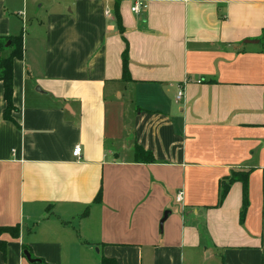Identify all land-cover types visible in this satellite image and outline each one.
<instances>
[{
    "label": "crops",
    "instance_id": "crops-1",
    "mask_svg": "<svg viewBox=\"0 0 264 264\" xmlns=\"http://www.w3.org/2000/svg\"><path fill=\"white\" fill-rule=\"evenodd\" d=\"M116 1L0 0L24 48L14 121L0 80V225L20 227L0 264H264V0H121L123 34ZM235 170L243 221L241 181L219 199Z\"/></svg>",
    "mask_w": 264,
    "mask_h": 264
},
{
    "label": "trees",
    "instance_id": "trees-1",
    "mask_svg": "<svg viewBox=\"0 0 264 264\" xmlns=\"http://www.w3.org/2000/svg\"><path fill=\"white\" fill-rule=\"evenodd\" d=\"M119 0L116 1L115 6V18L119 31L123 34L125 32V27L123 25L122 16L119 9ZM261 40L264 43V28L261 36ZM23 33L16 36H0V80L3 81L4 84V98L6 101V107L4 109V117L5 119H9L14 121L12 116L13 110L17 107L13 102V64L15 58L23 57ZM123 79L126 81L132 80L130 70H129V56H128V45L123 52ZM135 153L136 159L139 162H153L155 161V157L153 152L149 149H146L140 144L135 145ZM249 171H240L235 170L228 176L227 180H223L221 182V191H220V202H222L231 187V185L236 181H241L243 184V205L240 212L241 221L244 220L246 211L249 205L248 199V178ZM102 198V190L96 196V200L100 201ZM4 233H11L15 237H19L20 235V227L19 225H0V248L4 254V258L7 259L8 256V246L7 240L2 239L1 235ZM24 250L30 251V248L27 245L23 246ZM42 264H49L45 260H41ZM101 264H118L117 260L112 257L102 256Z\"/></svg>",
    "mask_w": 264,
    "mask_h": 264
},
{
    "label": "built area",
    "instance_id": "built-area-1",
    "mask_svg": "<svg viewBox=\"0 0 264 264\" xmlns=\"http://www.w3.org/2000/svg\"><path fill=\"white\" fill-rule=\"evenodd\" d=\"M121 1V0H119ZM147 8V3L145 0H133V4H132V11L135 13H141L143 9ZM106 14L110 15L111 11L109 8L106 9ZM202 80H199V82H201ZM184 95V89L183 87L180 88L178 94H177V99H181ZM81 152H82V146L81 145H77L75 146L74 150H73V155L77 158L81 157ZM183 199V191H180L177 195V200L178 201H182Z\"/></svg>",
    "mask_w": 264,
    "mask_h": 264
},
{
    "label": "water",
    "instance_id": "water-1",
    "mask_svg": "<svg viewBox=\"0 0 264 264\" xmlns=\"http://www.w3.org/2000/svg\"><path fill=\"white\" fill-rule=\"evenodd\" d=\"M39 90H40V89H39ZM169 212H170L169 210L165 212L164 217H163L162 220H161V224H163V222H164V220L167 218ZM25 255H26V257H27L31 262H36V261L39 260V259L33 258V257L31 256V253H30L28 250H25Z\"/></svg>",
    "mask_w": 264,
    "mask_h": 264
},
{
    "label": "rangeland",
    "instance_id": "rangeland-1",
    "mask_svg": "<svg viewBox=\"0 0 264 264\" xmlns=\"http://www.w3.org/2000/svg\"><path fill=\"white\" fill-rule=\"evenodd\" d=\"M134 105V104H133Z\"/></svg>",
    "mask_w": 264,
    "mask_h": 264
}]
</instances>
